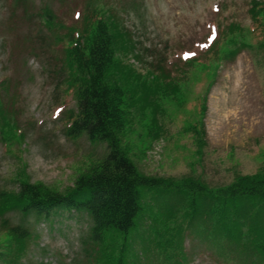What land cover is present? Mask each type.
<instances>
[{
    "label": "rangeland",
    "instance_id": "obj_1",
    "mask_svg": "<svg viewBox=\"0 0 264 264\" xmlns=\"http://www.w3.org/2000/svg\"><path fill=\"white\" fill-rule=\"evenodd\" d=\"M251 4L252 0H0V94L6 91L3 100L13 111L18 133L25 134L8 146L0 137V188L17 186V175L24 170L30 181L64 191L107 153L106 144L93 143L86 135L68 137L64 131V114L76 108V101L60 84L66 66L63 46L56 39L69 26L83 25L87 5L116 15L137 52L151 54L146 57L153 60L150 69L166 58L171 75L179 74L187 53L203 56L210 34L220 37L216 23L242 25L250 45L223 59L211 73L193 67L182 84V98L161 103L157 119L162 134L153 137L136 119L123 145L146 174L191 176L209 186L264 170V53L249 32ZM202 102L206 110L199 139L191 124L199 121ZM60 214L29 221L38 237L30 241L22 263L98 264L97 245L88 239L90 219ZM8 217L13 224L19 222L16 213ZM4 233L0 230V242ZM184 235L190 264H226L201 236L191 231ZM142 240L139 235L134 238L136 251ZM150 264H158L154 256ZM232 264L239 262L234 259Z\"/></svg>",
    "mask_w": 264,
    "mask_h": 264
},
{
    "label": "trees",
    "instance_id": "obj_2",
    "mask_svg": "<svg viewBox=\"0 0 264 264\" xmlns=\"http://www.w3.org/2000/svg\"><path fill=\"white\" fill-rule=\"evenodd\" d=\"M250 17L249 32L264 53V0H252ZM215 25L220 37L209 42L203 56L184 58L185 67L177 75L165 67L166 58L146 73L138 71L128 61L134 48L129 32L116 15L98 5L86 6L82 26H69L57 36L66 66L60 84L76 101V108L64 114V131L68 137L86 135L93 143L106 144L107 153L64 191L30 181L24 170L17 175V186L0 188V230L5 232L1 264H23L30 241L38 237L29 221L60 213L90 219L88 239L97 245L98 264H150L152 256L158 264H190L185 231L201 236L226 264L234 259L239 264H264V170L209 186L191 176L146 174L123 145L136 119L153 137L162 134L157 119L161 103L182 98V84L193 67L211 73L223 59L250 45L239 23ZM5 92L0 94V137L8 146L25 134L18 133L13 111L3 100ZM205 110L202 102L201 117L191 124L199 139ZM10 213L18 215V223L11 222ZM138 235L143 237L140 251L133 244Z\"/></svg>",
    "mask_w": 264,
    "mask_h": 264
}]
</instances>
